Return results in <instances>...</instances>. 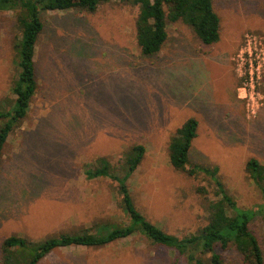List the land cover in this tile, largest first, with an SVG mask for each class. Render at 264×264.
Listing matches in <instances>:
<instances>
[{
	"label": "rangeland",
	"instance_id": "rangeland-1",
	"mask_svg": "<svg viewBox=\"0 0 264 264\" xmlns=\"http://www.w3.org/2000/svg\"><path fill=\"white\" fill-rule=\"evenodd\" d=\"M213 2L221 18L218 42L203 43L179 21L169 24L166 44L150 56L137 43L139 9L132 3L109 0L95 12L43 14L38 90L0 159V257L11 235L40 240L128 223L117 181L89 179L86 169L103 156L119 172L124 151L138 143L147 150L128 182L137 208L171 234L203 227L208 212L198 188L215 198L216 184L205 173L175 169L169 159L171 136L190 117L199 120L190 163L218 166L237 205L257 210L251 228L264 249V212L258 210L264 198L246 171L251 157L264 162V72L247 85L250 71L239 60L247 34H255L264 51V0ZM17 39L14 12L0 11V101L15 97ZM220 252L243 264L235 249ZM176 262L172 250L137 233L103 246L58 248L38 264Z\"/></svg>",
	"mask_w": 264,
	"mask_h": 264
},
{
	"label": "trees",
	"instance_id": "trees-1",
	"mask_svg": "<svg viewBox=\"0 0 264 264\" xmlns=\"http://www.w3.org/2000/svg\"><path fill=\"white\" fill-rule=\"evenodd\" d=\"M109 0H0V11H12L16 16L20 53V75L12 88L14 98L0 101V159L9 135L25 119L32 99L38 90L36 49L44 29L43 14L50 11L77 9L95 12ZM138 7L136 39L144 55H155L166 44L170 23L182 22L205 44L220 40L221 18L215 11L213 0H123ZM7 105V106H6ZM6 120V121H5ZM199 131V120L188 118L171 136L169 143L170 164L190 176L205 173L216 184L215 198L205 187H199L207 206V223L194 233L179 236L168 233L153 223L137 208L132 196L129 179L146 153L142 143L134 144L123 153L119 172L115 171L107 157H98L94 166L86 169L89 179L105 176L118 183L121 207L129 218L126 224H95L73 233H61L40 240L11 235L1 245L0 264H38L52 250L70 246H103L119 239L140 233L153 244L174 252L177 262L185 264H234L220 252L235 249L243 264H264V249L251 228L255 209L237 205L229 194L219 173V167H203L191 164L189 152ZM248 177L260 189L264 198V162L251 157L246 164ZM264 212V202L258 207Z\"/></svg>",
	"mask_w": 264,
	"mask_h": 264
},
{
	"label": "built area",
	"instance_id": "built-area-1",
	"mask_svg": "<svg viewBox=\"0 0 264 264\" xmlns=\"http://www.w3.org/2000/svg\"><path fill=\"white\" fill-rule=\"evenodd\" d=\"M244 46L240 52L239 60L243 69L250 71L247 85L253 86L255 80L259 79L264 72V51L261 42L255 34H247Z\"/></svg>",
	"mask_w": 264,
	"mask_h": 264
},
{
	"label": "crops",
	"instance_id": "crops-1",
	"mask_svg": "<svg viewBox=\"0 0 264 264\" xmlns=\"http://www.w3.org/2000/svg\"><path fill=\"white\" fill-rule=\"evenodd\" d=\"M198 136V135H197Z\"/></svg>",
	"mask_w": 264,
	"mask_h": 264
}]
</instances>
